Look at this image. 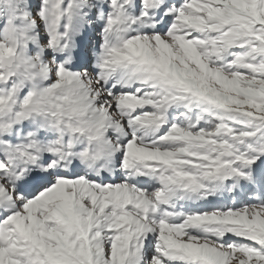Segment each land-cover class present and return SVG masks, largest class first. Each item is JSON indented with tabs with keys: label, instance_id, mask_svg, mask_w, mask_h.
I'll use <instances>...</instances> for the list:
<instances>
[{
	"label": "snow or ice",
	"instance_id": "snow-or-ice-1",
	"mask_svg": "<svg viewBox=\"0 0 264 264\" xmlns=\"http://www.w3.org/2000/svg\"><path fill=\"white\" fill-rule=\"evenodd\" d=\"M0 264H264V0H0Z\"/></svg>",
	"mask_w": 264,
	"mask_h": 264
}]
</instances>
